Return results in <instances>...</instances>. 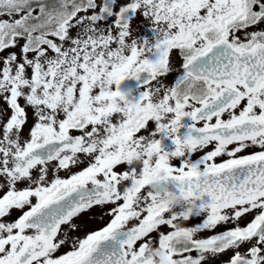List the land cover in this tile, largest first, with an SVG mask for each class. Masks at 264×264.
<instances>
[{
    "label": "snow or ice",
    "instance_id": "1",
    "mask_svg": "<svg viewBox=\"0 0 264 264\" xmlns=\"http://www.w3.org/2000/svg\"><path fill=\"white\" fill-rule=\"evenodd\" d=\"M0 264H264V0H0Z\"/></svg>",
    "mask_w": 264,
    "mask_h": 264
}]
</instances>
